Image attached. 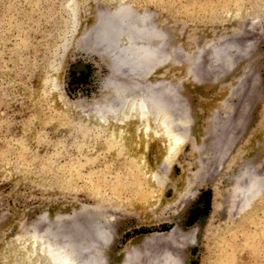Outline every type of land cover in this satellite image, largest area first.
I'll return each instance as SVG.
<instances>
[{"label":"rangeland","instance_id":"374dc122","mask_svg":"<svg viewBox=\"0 0 264 264\" xmlns=\"http://www.w3.org/2000/svg\"><path fill=\"white\" fill-rule=\"evenodd\" d=\"M128 9L167 59L127 93L156 85L178 144L95 119L112 74L81 37ZM46 230L105 264H264V0H0V264Z\"/></svg>","mask_w":264,"mask_h":264},{"label":"bare ground","instance_id":"6f19581e","mask_svg":"<svg viewBox=\"0 0 264 264\" xmlns=\"http://www.w3.org/2000/svg\"><path fill=\"white\" fill-rule=\"evenodd\" d=\"M70 3L71 1H68L66 7L69 9L70 20L74 22L76 17L70 10ZM146 15V13H131L129 9L115 17L111 15V12L99 13L92 27L82 34L81 40L86 43L82 47L95 52L108 65L112 74L110 80L105 84L108 96L97 108L95 119L97 124L112 128L120 134L126 133L125 129L129 127V122H133L134 125L130 124V127L133 126V134L136 136L150 137L152 135L157 138L165 135L167 141L171 140L173 144H178L183 140L182 132L179 134L182 127L178 132L177 130L180 128L177 129V126L174 127L176 131L172 130L171 126H175L176 123L172 119L171 109L173 108L169 102L163 104L158 99L156 101L157 94L153 90L156 85L153 84L154 87L147 85L153 87H149V89L146 87V83L141 86L140 83H135L134 79L135 86L132 84L130 86L139 88V90L133 95L127 93L125 85L127 76L130 74L137 75L136 80L140 81V79L148 77L157 66L164 64L167 59L162 51V33L155 28ZM165 55L167 54L165 53ZM113 76L119 80L114 81ZM100 129L102 130V128ZM114 131L112 133L115 134ZM170 149L171 147L167 150ZM105 235L106 231L99 229L98 236L103 245L106 243ZM36 237V245L30 255L41 264H105V258L99 256L96 251H88L85 256L80 255L82 251L91 247L90 243L88 248H79L76 242H59L57 239L59 236L55 231L49 230Z\"/></svg>","mask_w":264,"mask_h":264}]
</instances>
